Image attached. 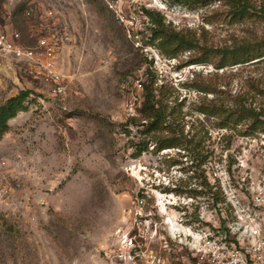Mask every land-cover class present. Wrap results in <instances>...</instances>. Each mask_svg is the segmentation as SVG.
<instances>
[{"label":"rangeland","instance_id":"1","mask_svg":"<svg viewBox=\"0 0 264 264\" xmlns=\"http://www.w3.org/2000/svg\"><path fill=\"white\" fill-rule=\"evenodd\" d=\"M251 1L257 10L264 4ZM148 10L214 52L194 47L172 54L159 47L163 37L148 42V14L122 21L101 0H0L6 30L16 29L28 44L41 36L55 40L64 88L53 93L27 63L0 57V105L30 92L26 110L8 121L0 139L6 188L0 264H109L116 231L128 224L141 190L150 199L166 190L165 177L177 194L207 195L200 182H214L204 167L209 156L221 164L227 152L229 166L242 164L239 179L245 172L264 177V130L247 133L249 120L220 126L222 114L200 109L211 99L224 109L244 104L264 123V56L215 67L219 48L260 40L264 19L258 13L235 19L222 0H161ZM149 78L155 100L159 86L169 84L174 98L166 102V124L181 121L193 137L188 149L156 150L164 131L147 130L141 111ZM205 150L206 160L197 165V151Z\"/></svg>","mask_w":264,"mask_h":264},{"label":"built area","instance_id":"2","mask_svg":"<svg viewBox=\"0 0 264 264\" xmlns=\"http://www.w3.org/2000/svg\"><path fill=\"white\" fill-rule=\"evenodd\" d=\"M101 2L127 21L135 12L143 14L142 6L148 9L161 0ZM55 46L46 36L28 44L16 29L8 31L0 23V57L27 63L35 79L61 93L63 75L56 68ZM220 155L221 164L209 156L204 165L214 179L207 195L177 194L165 177L161 185L166 190L148 195L150 199L141 190L128 224L116 231L109 264H264V177L252 179L245 172L239 179L235 171L242 164L229 166L227 152ZM5 194L0 181V202Z\"/></svg>","mask_w":264,"mask_h":264},{"label":"trees","instance_id":"3","mask_svg":"<svg viewBox=\"0 0 264 264\" xmlns=\"http://www.w3.org/2000/svg\"><path fill=\"white\" fill-rule=\"evenodd\" d=\"M222 1L228 6L229 13L235 19L242 18L244 16L252 17L257 13L262 19H264V4H260L259 9L257 10L251 0ZM141 9L144 14H148L150 22L153 25L152 27H149L151 34L147 38L148 42H152L160 37H163L159 47H161V45L167 46V48L170 47L172 54H176L181 50L193 49L194 47H200L201 53L203 52V54H211L213 51L206 46L196 45V43L193 42L192 37L189 38L187 34H182L181 32H176L170 29L169 26L163 22L161 17H155L158 14L155 15V13L145 8ZM215 52L221 55V60L216 64V68H221L226 64L235 65L245 63L255 58L264 56V36L260 40L254 42L240 44L233 43L221 49L219 48ZM200 61L204 62L206 60L201 59ZM154 83V79H150L146 82L143 88L141 111L143 116L147 119V130L164 131L156 140V150L158 151L175 145H182L183 149H188L191 146L193 137L189 135L188 132H184V126L180 123L181 121L174 126L173 124H166V117L171 113L166 112V102L171 98H174L171 90L169 91V84L162 83L159 86V92L157 94L158 98L155 100L156 94L154 91L156 88L154 87ZM203 91L212 92L214 90L205 87L203 88ZM29 93L30 92L28 90L22 91L19 94L8 98L0 105V139L9 128L8 121L14 118L18 112L26 110L24 102ZM214 101V99H211L210 104H207L206 106L204 105L200 109L210 115L222 114V119H220L218 125L229 126L239 124V122L244 120H249L248 124L245 123V131L247 133L254 131L259 126L260 129L264 130V126H262L264 123L256 117L252 108L247 107L244 104H236L232 108H226V110L222 108L220 104L217 105V102ZM195 147L196 145L193 148ZM203 147L204 146H202V148ZM200 151H197L194 157V160L198 161L197 165H201L209 154L208 150H205L206 153L204 154ZM140 152L141 150H138L136 155H139ZM191 167L194 166L191 164ZM195 169L197 168L195 167ZM201 184L206 187L209 186V184L205 181V178L201 181ZM213 195L218 196V193L214 191Z\"/></svg>","mask_w":264,"mask_h":264},{"label":"crops","instance_id":"4","mask_svg":"<svg viewBox=\"0 0 264 264\" xmlns=\"http://www.w3.org/2000/svg\"><path fill=\"white\" fill-rule=\"evenodd\" d=\"M11 120V119H10Z\"/></svg>","mask_w":264,"mask_h":264}]
</instances>
